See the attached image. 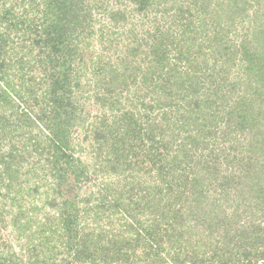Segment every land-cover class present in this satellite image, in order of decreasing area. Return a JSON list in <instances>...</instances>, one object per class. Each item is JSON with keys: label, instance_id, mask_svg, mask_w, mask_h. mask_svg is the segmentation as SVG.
<instances>
[{"label": "trees", "instance_id": "16d2710c", "mask_svg": "<svg viewBox=\"0 0 264 264\" xmlns=\"http://www.w3.org/2000/svg\"><path fill=\"white\" fill-rule=\"evenodd\" d=\"M100 1L0 0V67L28 51L29 57L22 62L29 68L41 61L48 65L45 70L52 71L40 80L47 88L41 100L38 97L32 100V104L39 105L38 113L32 116L24 107L10 113L25 119L30 128L17 132L22 142L19 153L30 144L42 157L37 165L41 175L33 172V167L22 174H32L45 183L36 182L24 190L18 165L8 168L12 173L4 181L0 173V264H264V235L252 234H264V132L256 139L260 147H253L255 157L249 159L254 170L239 176L240 182L248 183L245 186L250 188V195L244 198L245 193L239 187L235 196L229 191V182L234 177L226 176L221 164L214 169L211 158L197 153L199 148H208L204 139L217 124L211 111L214 104L211 95L205 93L200 97L198 93L202 85L196 74L199 65L190 58V53L184 66L177 65V58L172 62L160 53L161 42L165 44L171 37L167 31L162 32L160 25L161 16L168 14L164 0H114L113 11H108L104 0L110 24L126 23L128 13L149 12L142 21V28L146 29L130 30V47L123 56H118L120 61L110 66L100 58L94 63L93 79L80 83L69 66L76 56L70 53H78L79 47L72 50L70 46L81 34L84 20L88 29L94 26L92 11H99ZM190 1L200 8L202 17H210L206 24L188 19L174 40L194 46L197 35L206 30L203 24L208 32L223 25L219 20L225 0H221L217 10H209L211 0ZM250 4L249 0H227L223 13L230 22L232 9L242 14ZM179 9L180 20L189 16V10ZM142 46H146L144 56L149 59L145 68L134 60L142 59ZM111 48L112 45L107 49ZM242 51L250 70L261 74L262 51L258 48ZM3 72L5 69L0 70V81ZM208 74L205 70L201 75L205 78ZM194 79L197 84L192 86ZM128 80L136 84L138 91L134 98L138 105L144 87L152 92V98L142 105L148 112L145 123L131 114L135 127L131 129L134 123L129 121L130 125L123 130L121 123L127 122L126 113L112 117L110 123L104 118L95 120L88 125L89 132L85 135L88 153L85 152L83 145L74 143L71 133L73 123L86 122V114L78 110L80 101L90 100L91 94L87 92L91 89L96 92L105 89L109 94L126 89ZM2 89L7 90L0 82V94L5 93ZM171 91L176 96L172 102ZM7 98L10 103L17 101L11 95ZM95 100L100 101L97 96ZM175 102L177 110H199L192 116V123L185 115L180 119L181 126L187 127L189 133L198 132L199 137H182L166 129L164 123H173L168 108ZM200 119L202 122L197 123ZM7 121L0 116V135L4 137L9 135L8 128H13L7 126ZM130 130L133 142L138 141L139 145L134 155H124L119 148L125 146L123 135ZM228 131L225 128L222 134L226 136ZM89 133L94 139L88 140ZM11 148L9 152L0 151V171L4 173L3 164L16 151L13 143ZM75 153L94 162L82 161ZM68 172L73 176L70 187L75 190L66 192L63 188L69 179L65 177ZM111 173L113 180L104 182L102 176L109 179ZM145 174H151L153 180L148 182ZM80 184H89L91 188L84 189ZM43 187L48 195L42 201L39 192ZM7 199L10 211L6 205L3 207ZM41 201L43 204L39 205ZM234 202L236 209L229 214ZM253 206L263 220L253 225L240 224L242 212L248 213Z\"/></svg>", "mask_w": 264, "mask_h": 264}, {"label": "rangeland", "instance_id": "374dc122", "mask_svg": "<svg viewBox=\"0 0 264 264\" xmlns=\"http://www.w3.org/2000/svg\"><path fill=\"white\" fill-rule=\"evenodd\" d=\"M164 1L168 6V14L166 16H161L160 25L162 26V32L164 33L167 31L171 37L167 42H165V44L161 42V46H159L160 53L168 56V60L172 62V59L177 58L178 66H184V63H186L185 57L190 53V58L199 65V71L196 74L198 77H201L200 81L202 82V88L200 87L198 93L200 94V97L205 93L210 94L211 99L214 102V104L212 103L211 111H214V121L217 124L212 126L211 133L207 135V139H204V142H208V148L205 150L199 148L197 151L198 156L206 155L209 159L211 158V160L214 161L212 163L214 169L221 164L224 174H226V176H230V178L234 177L229 182V191L234 193L236 196V189L241 187L243 194L245 193L244 198H247V196L249 197L250 195L248 192L250 188L245 186L248 183L240 182L241 179L239 180V176H242L243 173H248V171H251L252 169L254 170L255 166L251 164L249 159H252L251 156L255 157L254 153H252L253 147L254 145L260 147V142L256 139L264 132V75L262 76V74H264V69H261V74L257 73L253 68L250 70L251 66L243 61L242 50L244 48H248L250 51L254 48H258V50L260 49L262 51V56H264V0H259L257 4H255V0H249L251 4L248 5L246 12L242 14L236 12V8L232 9V5L229 8V10H234V14H232L233 18L230 21L232 23L234 22L232 25L228 24L230 22L226 16L227 14L225 15V10L227 9L225 6L227 5V0H225L222 2L223 10L220 13L219 20L223 25L217 26L216 28L212 27L209 32L204 24H206L207 19L210 16L202 17L200 8H198L197 5L194 7V3L190 0ZM220 2L221 0H211L209 10L219 9L221 4ZM105 3L106 7H108V11L109 9L113 11L115 8V1L106 0ZM107 4L109 6H107ZM98 5L100 6L99 11H92L93 18L91 22L94 23V26L88 29L87 21L84 20L82 23L83 28L80 32L81 34L76 37L75 41H72L70 46V49L72 50L79 47L78 53L75 51L70 53L71 55L74 54L76 56H74L75 59L70 62L69 66L74 70V74L78 76V81L82 84L93 79V72L95 71L94 63L100 58V61H103L104 63L108 62L110 66L120 61V57L118 56H123L125 49L130 47L128 41L129 38H131L130 30L135 31L138 29L142 31L146 29L142 28V21L145 16L150 14L149 12L145 13L135 11L127 14L126 23L114 22L113 24H110V22L107 21L109 12H107V8L104 9V0L100 1V4ZM179 7L185 11H190V14H187L189 16H185L183 20H180L179 18ZM223 11H225V13H223ZM171 13L173 14L169 17ZM193 18L199 24L204 23L202 27L204 29L206 28V30L197 35V40L193 43L195 44L194 46L189 45V43L185 44L184 42L177 43V41L174 40L176 35H178L177 32L183 30V23L187 22L188 19L191 20ZM226 21H228L227 25L225 24ZM146 25L150 27L149 23H146ZM221 26H224V28ZM180 35L181 34L179 33V36ZM110 45H112V48L107 49ZM177 45L181 46V48H178ZM189 46L191 47L190 50ZM140 50L142 51V59L138 58L141 60H134H136L137 63L142 64V67L145 68V63L149 60L144 56V53L147 51L146 46H142ZM27 52L24 53L23 51V54L21 53L16 57H13V60L10 61V63L5 61L4 65L0 67H4L5 69V73L3 72V74H1L3 79L0 82L7 88V90L2 89L5 93L0 94V116L9 119V121H7V126H13V128H8V131H6V133L9 134L7 137L0 135V151L9 152L10 149L12 151V143L16 150L12 152L14 157L12 159L8 157L5 164H3L5 173L8 175L4 173V170L0 171V173L2 174V180L4 181L12 173V170L8 168L11 165H18V171H20L19 179L23 183L24 190L28 189V186H33L36 182L39 185L45 183L41 182L39 177L35 178L32 174H22L27 173L31 167L34 168L33 172L38 174L39 171H37V165L38 161L40 162V158L42 157L39 156L36 148L34 146H30V144H28V148L26 150L19 153L22 142L20 136L21 134L19 135L17 132L20 133V129L29 131L30 128L23 121L25 119L14 115L12 116L10 113H14L19 110L20 107H24L25 110L31 112L32 116H35L34 114H36V112L38 113L39 105L36 106L35 104H32V100L36 97L41 100L47 88L43 83H40V80L43 76H45V74L52 72L50 68L45 70V67H48V65L41 63V61H37L35 66L30 65L29 68L27 64L22 62L25 58L29 57V53ZM132 56H135V52L132 53ZM80 61L82 64L81 66H79ZM262 61L264 64V57ZM160 64L162 65V62ZM4 69L0 70L3 71ZM205 70L209 71V76H205V78H203V75L201 74H203ZM132 81L133 80H128L126 89L121 91L117 90L110 94L105 89L98 90V93L91 89L90 92H87V94H91L90 100L85 102L80 101L78 110L84 115H88V117L85 115L86 122L84 124H79L78 122L73 123L71 133L73 135L72 138L74 143L83 145L85 152L88 153V141H86L85 138V135L87 137V130L89 132L88 125H91L95 120L104 118L110 123L112 121V117L119 118L126 113L128 116L127 122H123V124L121 123L123 130L125 127L127 129V126L130 125L128 124L129 121L134 123L135 117H132L131 114H135L140 117L141 123H145L148 112L145 109L143 110L142 105H146L145 103L152 98V92H150V90L147 92L144 87V90L140 91L141 97L139 102L141 104L138 105L136 97L134 98L138 89H136V84ZM173 81H175L174 78ZM196 82L197 81L194 79L192 86L196 85ZM9 95L15 97L17 101L10 103L7 98ZM57 95L59 96L60 93ZM169 95L171 96V102L175 100L176 96L173 91H171ZM96 96L100 99V101L95 100ZM177 104V102H175V105L172 103L170 108H168V113L170 114L171 121L173 123H170L171 125L164 123L166 129L170 132L174 131L173 133L182 137H186L188 135L199 137L197 134L198 132L189 133L186 130L187 127L181 126L180 120L181 116L185 115L186 118H189L190 123H192V116H195V113L199 112V110L197 111L196 108L192 110V112H190L189 109L177 110ZM176 122L178 123L175 124ZM201 122L202 119L197 121V123ZM132 125L134 126H132L131 129H134L135 123ZM16 126L19 127L18 130H16ZM225 128L226 130L229 129L228 135L226 136L222 134L223 131H225ZM34 131L37 130L34 129ZM123 136L125 146H122V148L119 149L124 152V155H127V153L129 155H134L135 148L138 147L139 142H133L132 138H134V135L132 130ZM92 139H94V135L89 133L88 140ZM131 143L133 145L128 146V144ZM26 152H30V155ZM254 152L258 155H260L259 152L262 153L261 150L259 152ZM3 154L5 155L6 153ZM74 155L76 157H82V161H86L89 164L94 162L91 161L88 156L83 157V155L78 153H75ZM143 158L144 157H139L140 160ZM263 159L261 158V160ZM146 167H149V164H147ZM108 173L109 172H106V174ZM41 174L42 173L38 175ZM145 175L148 177V182L153 180L151 178V174ZM65 177L69 179L65 182L66 185L63 189L67 190L66 192L75 190L70 187V185H73V176L71 175V172H68V174L66 173ZM248 177L250 176L248 175ZM112 178L113 173H111L109 179H107L105 175L102 176L104 182H111L113 180ZM49 179L51 180V178ZM98 181L96 179L97 183H99ZM80 185L87 190L91 188L89 184ZM40 189L39 193L41 194V199L43 201L44 199H47V189L46 187ZM42 201L38 204L40 205ZM5 205L8 208V211H10V200L7 199L5 203H3V207H5ZM235 209L236 203L234 202L233 206L229 209L230 211L228 210L229 214L235 211ZM254 210L257 211V209H254L253 206L248 213L242 212L239 223L241 224L244 222L253 225L262 221L263 218H260ZM250 230H253V228H250ZM252 234H254V237L264 235L263 232H252ZM4 255H7V251L4 252Z\"/></svg>", "mask_w": 264, "mask_h": 264}]
</instances>
